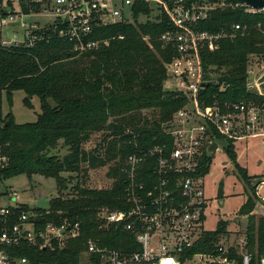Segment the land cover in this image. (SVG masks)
<instances>
[{
  "label": "trees",
  "instance_id": "1",
  "mask_svg": "<svg viewBox=\"0 0 264 264\" xmlns=\"http://www.w3.org/2000/svg\"><path fill=\"white\" fill-rule=\"evenodd\" d=\"M136 22L99 28L95 38L114 39L108 48L78 56L71 43L61 39L53 30L41 33L44 39L33 47L14 46L0 48V90L6 92L12 105L14 92L23 91L25 106L33 108L31 98L41 100V113L33 123L17 124L10 112L3 118L0 108V156L6 157V165L0 168V189L3 181L27 175L43 176L56 180L58 189L68 188L62 173L83 171L90 168L109 167L108 176L114 180L108 190H89L78 183L72 199H51L48 210L31 209L20 205L15 217L23 212L33 213L32 221L37 228L50 222H59L69 217L81 222V235L60 248L54 241L52 247L40 248L23 242L16 249H8L14 257H26L32 264H79L87 242L94 240L101 247L125 251L124 243L134 244V236L123 230L122 224L106 226L98 219L100 210L123 209L124 176L121 168L126 158L137 150L168 145L172 149V138L165 133L166 125L174 115L187 105L185 95L164 89L168 79L166 65L176 56L170 47L163 48L161 35L173 28L165 8L155 20L140 22L141 15L150 17L152 9L145 2L134 6ZM241 24L244 31L222 42L220 50L204 56L205 69L216 75V81L206 86L200 94L204 106L219 104L227 113L228 105L254 103L263 108L264 97L247 91L250 62L254 57H264V14H245L241 10L214 12L205 21L203 29L217 32ZM212 79L210 76H206ZM49 100H54L52 107ZM151 111L153 119L143 117ZM111 119L114 121L110 122ZM116 119V120H115ZM122 119L134 124L132 129L124 127ZM10 122L7 127H3ZM109 122V123H108ZM223 150L234 163L239 176L247 187V199L240 215L248 218L246 238L249 250L264 248V218L256 219L258 182L238 163L235 137L222 138L214 129ZM108 132L105 150L96 147L88 151L85 144L94 133ZM63 141L69 153L60 158L51 151ZM212 158H204L203 174L208 175ZM87 170L83 172L86 179ZM83 185V186H82ZM223 199L222 197H220ZM229 222L221 220L215 231L203 233L195 251H211L220 236L228 235ZM92 260L98 258L91 256Z\"/></svg>",
  "mask_w": 264,
  "mask_h": 264
},
{
  "label": "built area",
  "instance_id": "2",
  "mask_svg": "<svg viewBox=\"0 0 264 264\" xmlns=\"http://www.w3.org/2000/svg\"><path fill=\"white\" fill-rule=\"evenodd\" d=\"M151 1L159 8L158 16L162 8L167 10L173 24V28L160 37L163 48L170 47L176 53L166 65V82L171 85V91L185 95L188 101L166 125L165 133L172 138V149L169 151L166 144L129 155L121 168L124 176L123 209L105 208L99 215L106 226L122 224L123 230L134 236V244L125 242V251H122L101 247L98 242L89 240L86 253L98 258L94 261L90 257L89 262L264 264V248L249 250L246 236L225 245L220 238L228 235H223L213 250L195 251L207 231L204 228L205 213L211 200L205 193L207 175L203 174V169L207 147L213 142L220 143L214 129L222 138L237 139L264 132L262 108L254 103L228 105L230 110L227 113L217 103L212 106L200 103V94L206 86L217 82L213 73H207L204 56L220 50L224 40L244 31L241 24L217 32L203 29V25L216 11L264 14V8H251L244 0H0V48L33 47L44 39L41 33L53 30L59 38L72 44L73 52L78 56L97 52L108 48L114 39H124L121 35L95 38L97 29L134 24L136 3L145 2L151 7ZM127 8L131 10L127 11ZM140 17L152 20L151 16ZM41 22H44L42 26ZM7 27L15 31L12 38L7 36L10 31L4 34ZM253 74V77L249 76L247 91L264 97V73ZM4 92L0 90V108ZM6 161V157L0 156L1 169ZM3 196L9 197L1 185L0 264H32L28 258L14 257L8 252L23 242L46 249L56 241L62 248L68 241L80 237L82 226L78 220L64 217L59 222L50 221L44 228H37L36 222L31 220L33 213L23 212L15 217L20 204L2 205ZM13 196L18 197L17 193Z\"/></svg>",
  "mask_w": 264,
  "mask_h": 264
},
{
  "label": "rangeland",
  "instance_id": "3",
  "mask_svg": "<svg viewBox=\"0 0 264 264\" xmlns=\"http://www.w3.org/2000/svg\"><path fill=\"white\" fill-rule=\"evenodd\" d=\"M151 7L153 8L151 18L155 20L159 15V8L154 1H151ZM126 10L130 11L131 9L127 8ZM40 19L44 21L43 18ZM139 20L142 22L146 21L142 17H140ZM24 21L30 22L29 19H25ZM43 24L44 22H41L40 26ZM9 29L10 27L5 28L4 34L10 31L7 36L12 38L13 32L15 31L12 28ZM251 60L252 62H250L249 67L250 72H254L258 76L263 74L264 57H254ZM213 76L216 78V75L213 74ZM170 88L171 85L165 82L164 89L170 91ZM3 94V118L11 112L17 124L33 123L37 121L38 115L42 112L40 98H31L33 108H29L25 106L23 102L26 97L23 91L14 92L12 105L8 102L6 93L4 92ZM48 102L52 107L56 106L54 100H49ZM261 112L262 126L264 128V105ZM143 113V117L147 118L153 119L156 116L151 111H145ZM112 121H114V119L110 120V122ZM120 122L128 129L134 127V124L128 119H122ZM107 134L108 132L94 133L90 141L84 145L85 148L90 151L101 145L104 152ZM218 146L219 149L212 158L209 174L205 178V193L207 198L211 200V203L206 209L204 228L207 231H215L221 220L228 221V236L220 238L221 243L227 245L228 243L233 244L246 236L248 218L240 215V209L246 202L248 194L247 187L239 176L234 163L230 161L220 143H218ZM235 147L238 155V163L248 171L249 176L255 177L252 182L253 185L255 186L261 181L263 182L257 189V192H259V194H257L258 201L253 215L256 219L264 218V132H259L248 138L238 139L235 143ZM51 153L63 158L69 153V150L64 146L63 141H61L59 146L51 151ZM114 162L105 167L99 166L95 168H90L87 164H84L82 167L88 172L85 180L82 178L84 170L79 174L62 173L60 176L64 178L65 184L68 186V189L63 192L58 189L56 180L53 178H45L37 175L33 176L30 180L25 174L10 178L1 184L4 194L9 195V197L6 198L3 196L1 203L2 205L10 206L24 204L28 205L31 209L41 208L48 210L50 208L51 199L53 198H74L76 195L75 186L78 183L80 185L84 183L85 185L82 186L89 190H108L112 187L114 182V180L108 176L109 167L114 164ZM14 193H17L18 197L13 196ZM10 197L12 199H10ZM221 200H223V202H221ZM102 210L97 214L99 220V215ZM90 257L88 253H82L79 264H90Z\"/></svg>",
  "mask_w": 264,
  "mask_h": 264
},
{
  "label": "water",
  "instance_id": "4",
  "mask_svg": "<svg viewBox=\"0 0 264 264\" xmlns=\"http://www.w3.org/2000/svg\"><path fill=\"white\" fill-rule=\"evenodd\" d=\"M251 8L254 9H261L264 8V0H244ZM253 72H250V77H253ZM9 125V122H7L3 127H7ZM218 150V143L213 142L211 145L207 147V156L209 158H213ZM223 202V200H221Z\"/></svg>",
  "mask_w": 264,
  "mask_h": 264
}]
</instances>
